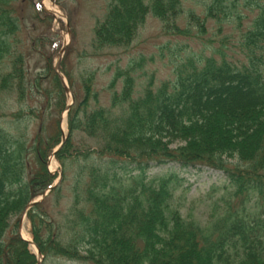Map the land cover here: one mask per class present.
Here are the masks:
<instances>
[{
  "label": "trees",
  "instance_id": "obj_1",
  "mask_svg": "<svg viewBox=\"0 0 264 264\" xmlns=\"http://www.w3.org/2000/svg\"><path fill=\"white\" fill-rule=\"evenodd\" d=\"M34 1L0 0V102L14 100L19 111L11 124L24 122L25 130H0V264H38L17 226L56 177L46 162L61 142L59 117L67 106L50 52L53 18ZM196 4L199 14H184L183 0H109L92 28L89 54L98 56L128 49L147 18L156 20L175 41L160 48L173 56L169 81L154 85L151 77L136 90L132 71L140 63H132L116 69L102 105L93 76L77 83L61 63L70 91H77L67 137L54 155L61 180L26 213L39 264H264V0ZM209 20L218 34L230 28L233 42L214 36L206 41L208 55L186 52L178 39L204 41ZM229 43L239 59L228 57ZM40 108L53 116L51 132L29 137ZM170 163L225 176L222 212L205 224L183 216L174 205L176 177L146 176L150 164ZM71 164L81 166L80 176L72 202L56 217L49 211L60 204ZM252 202L260 211L250 219Z\"/></svg>",
  "mask_w": 264,
  "mask_h": 264
},
{
  "label": "rangeland",
  "instance_id": "obj_2",
  "mask_svg": "<svg viewBox=\"0 0 264 264\" xmlns=\"http://www.w3.org/2000/svg\"><path fill=\"white\" fill-rule=\"evenodd\" d=\"M202 0H183V12L186 14L188 10L195 11L199 14L201 9L200 5L196 2ZM109 0H35L34 4L47 10L52 9L57 12L56 16H52L50 24V30L48 33V39L52 43L50 50L53 56V62L57 61L59 52L64 47V52L61 57L63 68L66 72H69L78 83V78L92 75L93 76V90L97 93L98 99L102 105H107L109 101V91L107 90L112 77L116 69H126L132 63H140L139 67L134 68L133 76H135V89L140 90L148 80L152 77L154 85L160 84L161 82L169 81L172 77V60L173 56L170 52L163 49L160 52V48H163L167 41L174 40L164 36L161 33L160 24L152 19L147 18L144 26L137 37V40L126 50L112 51L104 50L98 56H91L88 48V43L92 36V28L97 19L103 15L104 8ZM42 6V7H41ZM185 16V15H182ZM182 23V22H181ZM207 25L210 30L204 36V41L195 39H182L178 41L182 44H188L186 52H192L200 54L204 52L208 55L210 50L209 45L206 41L209 38L215 36V40L224 38V35H230L233 42V35L230 28L224 27L220 34H218L217 26L212 21H208ZM235 38V36H234ZM235 40V39H234ZM207 44V45H206ZM217 44H214L216 47ZM90 53V54H89ZM162 54V56H161ZM227 55L230 59H239L237 51L233 50V47L229 43ZM140 59L143 60L141 63ZM133 66V65H132ZM61 75H63L61 73ZM64 77V76H63ZM66 83L67 80L65 79ZM69 88V85L67 83ZM121 85L116 86L119 91ZM77 91L73 87L72 92L69 88V95L67 105L71 104L72 93ZM74 102V99H73ZM39 104H36L38 106ZM19 106L15 104L13 99H7L5 102H0V130L4 133L11 134L15 130V135L18 136L25 132L23 130L22 123L19 122V127L16 129L15 125L11 123V117L14 112L19 111ZM41 118L35 119L29 124L26 133L29 137L34 135H41L47 137L51 132V126L53 123V116H49V112H46L43 108H40ZM67 112L61 113L59 117V130L62 136L67 137ZM22 124V125H21ZM82 165V164H81ZM73 166V164H71ZM70 166V168H71ZM46 167L48 172L54 178L53 183H56L61 178V166L55 159L53 154L47 158ZM52 167V168H51ZM81 166H73V169L69 171L68 177L65 182L61 184V199L59 201L58 208L54 211H49L56 217L58 214H63L72 202V189L78 182L80 176ZM128 171L132 166H127ZM173 174L176 177V191L174 193V205L179 207L183 216L196 218L202 224L208 222V218L220 214L224 204L226 203V196H224V188L228 185L225 176L219 172L212 171L205 167H181L178 164H166V165H155L150 164L147 169V177H160L168 174ZM46 193V192H44ZM49 193V192H48ZM47 193V194H48ZM47 196V195H46ZM45 196V197H46ZM40 197H37L38 200ZM35 199V200H36ZM53 198L48 197L46 204L50 207V203ZM48 211V207L45 206ZM58 211V212H57ZM259 209H256L254 203H250L247 208V213L250 219L255 218ZM211 214V215H210ZM53 217V216H52ZM15 218L11 219V222ZM30 225L25 215L23 218V224L21 228V236L24 232L28 235L29 240L31 234L29 232ZM23 239H25L22 236ZM26 240V239H25ZM30 250L36 256L35 249L29 245ZM54 264H86L81 262H57Z\"/></svg>",
  "mask_w": 264,
  "mask_h": 264
},
{
  "label": "water",
  "instance_id": "obj_3",
  "mask_svg": "<svg viewBox=\"0 0 264 264\" xmlns=\"http://www.w3.org/2000/svg\"><path fill=\"white\" fill-rule=\"evenodd\" d=\"M41 7H42V6H41ZM41 9H42L45 13H47L48 15H50V16H56V14H57V12L54 11V10H52V9H49V10H47V9H45V8H41ZM64 48H65V47H64ZM64 48L61 49L60 52H59V56H58V58H57V61H56L55 64H54V71H55V73L58 75V77H59V79H60V81H61V83H62V85H63V87H64V91H65L67 94H69L70 92H69V88H68V86H67V83H66L65 79L63 78V76L59 73V64H60L61 57H62L63 52H64ZM71 104H73V99H71ZM71 104H70V105H71ZM70 105L66 106V109H65L66 112L68 111ZM65 139H66V137L62 136L60 144H59L58 147H56V149L52 152L53 156H54L55 153H56V152L62 147V145H63ZM60 175H61V174H60ZM56 184H57V183H54V185H52L51 187H49L48 190H47V192L44 193L43 195H41V197H40L38 200H34L33 202L29 203V204L26 206V208H25V210H24L22 216H21L20 219H19L18 226H17V231H18V234H19V236L21 237V239H22L24 242H26L28 245L34 247L35 252H36V257H37V260H38V264L42 261V256H41V254H40L38 248L35 246V244L33 243L32 240H25V239H23L22 236H21V228H22V224H23V218L25 217L27 211H28L30 208H32L35 204H39L40 202H42V200L45 198V196L47 195V193H48V192H49L54 186H56Z\"/></svg>",
  "mask_w": 264,
  "mask_h": 264
},
{
  "label": "bare ground",
  "instance_id": "obj_4",
  "mask_svg": "<svg viewBox=\"0 0 264 264\" xmlns=\"http://www.w3.org/2000/svg\"><path fill=\"white\" fill-rule=\"evenodd\" d=\"M51 168H52V167H51ZM22 236H23L26 240H29L28 235L25 234L24 232L22 233ZM32 248H33V250H34V247H33V246H32Z\"/></svg>",
  "mask_w": 264,
  "mask_h": 264
}]
</instances>
